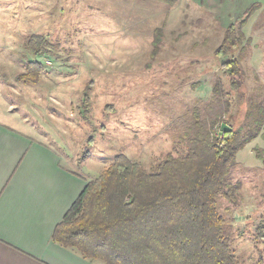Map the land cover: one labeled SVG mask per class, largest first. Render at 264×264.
Segmentation results:
<instances>
[{"label": "rangeland", "instance_id": "1", "mask_svg": "<svg viewBox=\"0 0 264 264\" xmlns=\"http://www.w3.org/2000/svg\"><path fill=\"white\" fill-rule=\"evenodd\" d=\"M240 24L242 49L217 56ZM36 36L41 56L26 48ZM232 56L237 93L221 71ZM29 61L42 65L34 83ZM256 107L264 111V0H0V123L54 148L86 183L118 155L147 171L184 156L197 126L227 122L246 139ZM262 133L237 153L216 199L238 264H264Z\"/></svg>", "mask_w": 264, "mask_h": 264}, {"label": "trees", "instance_id": "2", "mask_svg": "<svg viewBox=\"0 0 264 264\" xmlns=\"http://www.w3.org/2000/svg\"><path fill=\"white\" fill-rule=\"evenodd\" d=\"M242 27H228L217 56L242 49ZM45 45L40 36L26 42L35 56L45 54ZM26 66L31 68L27 82H36L42 65L29 61ZM221 71L229 91L239 92V60L230 57ZM252 111L256 114L246 139L240 129L206 133L197 126L184 156L167 154L149 171L115 156L97 179L86 183L56 225L52 241L102 264H238L216 199L237 153L264 131V111Z\"/></svg>", "mask_w": 264, "mask_h": 264}, {"label": "crops", "instance_id": "3", "mask_svg": "<svg viewBox=\"0 0 264 264\" xmlns=\"http://www.w3.org/2000/svg\"><path fill=\"white\" fill-rule=\"evenodd\" d=\"M85 181L54 148L0 123V264H102L52 241Z\"/></svg>", "mask_w": 264, "mask_h": 264}, {"label": "water", "instance_id": "4", "mask_svg": "<svg viewBox=\"0 0 264 264\" xmlns=\"http://www.w3.org/2000/svg\"><path fill=\"white\" fill-rule=\"evenodd\" d=\"M220 130H221V133H229L231 131V129L225 124H222L220 126Z\"/></svg>", "mask_w": 264, "mask_h": 264}]
</instances>
